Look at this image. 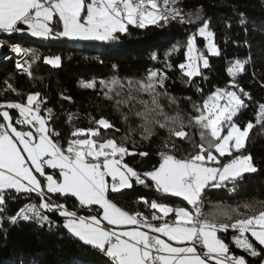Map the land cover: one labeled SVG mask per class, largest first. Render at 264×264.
Masks as SVG:
<instances>
[{"label": "snow or ice", "instance_id": "obj_1", "mask_svg": "<svg viewBox=\"0 0 264 264\" xmlns=\"http://www.w3.org/2000/svg\"><path fill=\"white\" fill-rule=\"evenodd\" d=\"M260 2L264 6V0ZM239 17L247 35L245 14ZM173 22L195 28L183 44L165 50V67L171 69L172 56L183 51V61L175 67L186 83L196 77L207 80L209 57H219L221 49L202 6L185 12L181 0H0V35L6 36L27 31L44 40L109 42L129 34V26L143 30ZM243 43L251 47L247 40ZM9 50L21 57L16 72L29 80L39 79L33 65L41 59L47 65H61V57L42 56L36 49L10 43ZM151 59L157 60L158 54L153 52ZM250 59L249 53L227 60V85L213 86L200 103L187 97L190 112L168 92L167 73L160 69H149L138 78L114 74L99 81L81 80L82 89H98V95L113 102L126 129L119 138L102 135L101 130L121 129L100 116L92 120L96 127L73 129L62 142L51 126L55 113L46 107L47 98L40 91L21 94L11 77L5 79L0 97L11 92L19 98L0 99V221H34L41 228L47 225L50 233L62 228L109 264H249L248 258L264 264V200L233 207L205 196L210 190L235 192L245 174L258 171L247 143L256 126L264 129V102L256 103L254 122L236 120L253 99L238 83ZM253 80L264 88V76L257 78L253 72ZM197 91L203 93L199 86ZM74 115L67 113L66 118L71 121ZM161 131L165 135L156 149L158 164L141 171L126 162L129 156L147 157L138 144H151ZM134 186L151 189L159 197H139L135 203H142L145 211L128 210L113 199ZM11 193L13 201L23 196L27 202L6 215ZM170 198H179L181 204L169 203ZM68 199L73 201L71 209L62 202ZM229 231L230 243L224 238ZM230 244L246 255L236 254Z\"/></svg>", "mask_w": 264, "mask_h": 264}, {"label": "trees", "instance_id": "obj_2", "mask_svg": "<svg viewBox=\"0 0 264 264\" xmlns=\"http://www.w3.org/2000/svg\"><path fill=\"white\" fill-rule=\"evenodd\" d=\"M198 6L203 7L204 18H210L215 41L221 49L219 57H209L210 68L204 70L207 80L196 77L191 84L186 83L187 78H182L180 70L175 67L183 61V51L172 56L171 69L165 67V50L174 44H183L187 34L195 28L192 25L173 22L164 28L149 26L143 30L129 26V34L121 35L118 40L109 42L44 40L33 37H27L23 41L22 38H18L23 42L21 47L36 49L42 56L61 57V65L59 67L47 65L41 59L33 65L34 75L39 79L29 80L27 76L16 72L13 56L0 58V89L4 87V80L11 77L12 83L21 94L40 91L48 100L46 107L54 109L55 117L51 126L60 133L58 139L62 142H66L73 129L96 127L92 120L99 119L100 116L106 117L121 129L120 132L108 130L107 133L101 130L102 135H115L119 138L124 135L126 129L121 123L120 114L113 109V102L98 95V89H82L79 86L81 80L99 81L114 74L120 78H138L144 76L149 69H160L167 73L168 79L165 84L168 92L177 97L182 110L190 112L192 105L187 97L194 103H200L213 86H226L229 80L226 74V61L237 57L246 58L250 53L251 59L246 66V72L238 77V83L250 92L253 99L236 120L238 123L249 120L254 122L256 103L264 102V88L253 80V72L257 78L264 76V6L260 0H181V7L185 12L195 11ZM240 13H244L247 19V35L245 28L239 24ZM227 23L231 24V28L226 27ZM11 38H14V35L5 39L10 42ZM245 40L250 44V48L244 45ZM235 42H239V45ZM202 44V39H198V46ZM153 52L158 54L155 61L151 59ZM197 86L203 89L202 94L197 91ZM60 93L71 97V100L61 99ZM18 98L11 92L0 97L12 100ZM168 110L173 111L172 108ZM67 113L75 114L71 121L66 118ZM132 123L134 125L136 122L133 120ZM164 135L165 133L161 131L152 139L151 144L143 142L138 144V150L149 153L147 157L129 156L126 157V162L141 171L158 164L156 149ZM134 138L139 141V134ZM247 153L253 157L258 171L245 174L238 182L235 192L223 189L207 191L205 193L207 200L213 203H226L233 207L254 199L264 200V129L260 126L251 131ZM13 196L15 193L7 197L6 215L13 214L27 202L23 196L13 201ZM139 197L151 200L159 197V194L143 186H134L130 190H125L122 196H114L113 199L128 210L145 211L142 203L139 205L135 203ZM32 199L36 197L33 196ZM62 202L72 208L71 199ZM168 202L177 206L181 204L179 198H170ZM49 215L52 220L61 222L55 214ZM231 235V231L224 235L226 242L230 243ZM61 236L63 238H59ZM230 247L236 254L246 255L235 249L234 245L230 244ZM248 259L249 264H259V259ZM73 260L82 261L83 264H109L107 258L97 250L72 239L62 228L54 229L50 233L47 225L41 228L34 221H20L16 224H10L6 218L0 221V264H72Z\"/></svg>", "mask_w": 264, "mask_h": 264}, {"label": "rangeland", "instance_id": "obj_3", "mask_svg": "<svg viewBox=\"0 0 264 264\" xmlns=\"http://www.w3.org/2000/svg\"><path fill=\"white\" fill-rule=\"evenodd\" d=\"M24 39L25 38H22L23 41H24ZM198 39H200V38H198ZM22 40L21 39L11 38L10 39V42H9L5 38H1L0 44H2L3 47H0V58H8L10 56H13L14 59H15V64H16L17 61L21 60V57H18L14 53L10 52V50H9V43H18L19 46H22L23 45ZM77 42H80V41H77ZM199 47L203 48V44H202V46H199ZM47 171L49 173H52L53 170L49 169Z\"/></svg>", "mask_w": 264, "mask_h": 264}, {"label": "crops", "instance_id": "obj_4", "mask_svg": "<svg viewBox=\"0 0 264 264\" xmlns=\"http://www.w3.org/2000/svg\"><path fill=\"white\" fill-rule=\"evenodd\" d=\"M13 35H14L15 39L32 37L30 34L27 33V31H23V32H20V33H15ZM33 38H37V37H33Z\"/></svg>", "mask_w": 264, "mask_h": 264}, {"label": "bare ground", "instance_id": "obj_5", "mask_svg": "<svg viewBox=\"0 0 264 264\" xmlns=\"http://www.w3.org/2000/svg\"><path fill=\"white\" fill-rule=\"evenodd\" d=\"M11 36H13V35H11ZM0 37H1V38H7V37H10V36L0 35ZM1 38H0V40H1Z\"/></svg>", "mask_w": 264, "mask_h": 264}]
</instances>
